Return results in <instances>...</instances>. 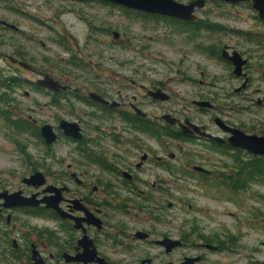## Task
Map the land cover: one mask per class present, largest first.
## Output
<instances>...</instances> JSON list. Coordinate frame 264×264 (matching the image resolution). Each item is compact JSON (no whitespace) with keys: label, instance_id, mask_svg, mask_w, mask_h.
<instances>
[{"label":"rangeland","instance_id":"obj_1","mask_svg":"<svg viewBox=\"0 0 264 264\" xmlns=\"http://www.w3.org/2000/svg\"><path fill=\"white\" fill-rule=\"evenodd\" d=\"M196 14L202 24L189 29L169 21V17L154 21L100 1L0 0V20L17 28L3 29L0 25V77L19 78L17 85L0 84V93L8 98V103L0 101V108L18 110L27 121L35 119L37 125L55 123L56 118L73 121L74 108L78 109L73 98L65 97L59 106L53 104L47 89L36 88L38 76L48 74L71 87L105 81L114 93L120 89L131 93V87L139 84H131V80L140 79L161 84L170 94L169 100L149 106L151 113L160 108L187 110L212 128V119L220 116L251 129L253 134L264 135V19H259L246 2L207 0ZM113 31L119 34L116 40ZM224 46L246 59L241 76L234 75L232 64L217 56ZM7 56L32 65L36 73L10 62ZM193 100L213 104L212 109H205L207 117ZM157 132L154 137L146 132L136 134L143 142L140 147L131 142L134 134H124L129 142L112 149L109 144L106 151L138 156L150 148L155 155L173 154L177 173L171 178L173 202L184 209L187 204L194 207V213L177 211L178 219L194 215L209 233L234 237L240 264H264V173L253 174L249 190L229 186L238 181L232 175L237 166L261 159L237 153L235 160L217 151L212 158L203 145L176 143ZM19 146L33 162L50 165L51 170L66 169L76 158L72 141L63 137L46 155L35 136L14 131L0 116V170L20 167L24 154ZM195 164L205 165L215 175L204 179L182 176ZM220 173L231 184L226 186L227 180H223L221 185Z\"/></svg>","mask_w":264,"mask_h":264},{"label":"flooded vegetation","instance_id":"obj_2","mask_svg":"<svg viewBox=\"0 0 264 264\" xmlns=\"http://www.w3.org/2000/svg\"><path fill=\"white\" fill-rule=\"evenodd\" d=\"M90 1L119 5L103 0ZM176 1L189 4L196 0ZM214 1L227 4L246 2L257 14L251 1ZM206 3L207 0H204V5ZM202 7H195L194 13ZM127 9L142 18L152 17L154 21L168 18ZM169 18L189 29L202 24L201 18L196 23ZM9 24L0 20L3 29H17ZM118 38L119 34L117 38L114 37L115 40ZM224 47L227 55L235 51H228V46ZM222 49L217 56L232 64L222 57ZM32 73H36L35 68ZM56 80L67 88L58 91L45 88L49 91L47 94L57 106L65 97L73 98L78 109L76 112L74 108L76 118L72 122L78 125L79 137L72 138L63 133L60 128L63 118H56L55 123L43 122L41 125H37L35 119H30L32 122L28 120L29 123H20L28 121L18 110L0 108V116L14 131L32 135L33 131L36 132L33 136L45 147V153L62 141L63 137L73 142L76 153L72 164L56 171L45 163L33 162L30 155L19 146L18 150L24 154L20 167L0 170V264H240V258L235 253L234 237L220 235L218 232L209 233L194 215L187 218L185 214L186 217L178 219L177 211L194 213V207L187 204V209H184V205L173 202L175 199L172 191L175 185L171 178L177 176L173 154L155 155L150 148L138 156L132 152L118 154L106 150L109 144L112 149L129 142L124 134H134L131 142L135 147H140L143 142L136 134L163 131L165 138L170 141L184 145H203L208 148L209 157L214 158L213 151H217L238 160L237 153L248 152L228 143L230 128H237L246 134H253L252 130L220 116L216 117L225 126L217 125L214 117L212 128L197 117L190 116L187 110L160 108L157 113H151L149 106L161 100L149 92H168L165 86L158 83L132 79L131 84H139L135 88L131 87V93L124 89L114 93L105 81L91 82L93 86L89 87H71L66 82ZM90 93L99 95L103 101L92 98ZM1 94L7 97L5 93ZM167 94L169 100L170 94ZM258 103H262V100ZM195 106L203 113L202 116H208L207 108ZM212 108L213 104L209 109ZM164 114H170L178 121L168 124L161 118ZM185 121V132H182L178 123ZM45 123L50 124L56 134V140L51 144H47L40 133ZM167 132L171 135L168 136ZM155 135L152 134L153 137ZM252 157L264 158L257 155ZM204 160L207 161V158ZM189 167L191 172H185L182 176L204 179L215 175L203 164ZM36 173L41 177L34 182L27 181ZM232 173L238 181L231 184L220 173V184L223 185V180H227L225 185L231 184L229 186L233 189L236 187L244 191L251 188L254 176ZM261 243L264 246V241Z\"/></svg>","mask_w":264,"mask_h":264},{"label":"water","instance_id":"obj_3","mask_svg":"<svg viewBox=\"0 0 264 264\" xmlns=\"http://www.w3.org/2000/svg\"><path fill=\"white\" fill-rule=\"evenodd\" d=\"M106 2H112L119 4L121 6L144 11L152 14H159L162 16H169L179 20H184L187 22H198L200 17H198L194 13L195 7H202L204 5V0H196L189 4H184L178 2L176 0H103ZM228 3H237L240 1H251L253 8L257 11L259 19H264V0H219ZM10 25V24H9ZM13 28H16L14 25H10ZM118 33L114 32V37L117 38ZM222 57L228 61H230L233 65V74L236 76L242 75V66L245 64V59H243L240 54L234 51L231 55L226 54V47L222 49ZM9 61L12 63H16L19 66L23 67L26 70L34 71V68L13 56L8 57ZM35 84L39 87H44L50 89L51 91H58L60 89L65 90L67 88L66 85L61 84L56 79L52 78L48 74H44L38 77L35 80ZM244 86V84H243ZM149 94L161 101H166L168 99V94L162 90H156L153 92H149ZM90 96L96 100L103 101V99L95 94L90 93ZM195 105L199 107L210 108L212 103L207 100H195L193 102ZM161 118L168 124H175L178 120L172 117L170 114H164ZM214 122L219 126H225V123L219 118L216 117ZM186 121L184 123L179 122L178 125L181 127L182 132H185ZM191 126L195 129L197 127L195 125ZM60 128L66 136H70L72 138L79 137L78 134V125L76 122L68 121L66 119H62L60 121ZM227 128V127H226ZM231 136L228 138V143L236 148H241L248 152L251 155L264 156V135L258 134H246L243 131L237 128H230ZM40 133L42 138L47 144H51L56 140V134L54 133L50 124L45 123L40 128ZM215 140H220L219 137H214ZM172 156V154H171ZM41 177L39 173L32 175L27 181L34 182L35 179ZM42 183V182H41ZM40 184V183H39Z\"/></svg>","mask_w":264,"mask_h":264},{"label":"trees","instance_id":"obj_4","mask_svg":"<svg viewBox=\"0 0 264 264\" xmlns=\"http://www.w3.org/2000/svg\"><path fill=\"white\" fill-rule=\"evenodd\" d=\"M169 20V19H168ZM169 21H172L175 24H180L178 21L174 20V19H170ZM199 25H195L194 27H198ZM19 78H17L16 76H11L9 78H2L0 77V84L4 85L6 87H10L13 84L17 85L19 83ZM36 88H40L38 86H36ZM0 97L2 98V101H8V98L5 97L3 94L0 95ZM18 122V121H17ZM19 123V122H18ZM20 123H29L26 121H20ZM163 132V131H162ZM146 133H151V134H156L158 132H150V131H146ZM164 133V132H163ZM37 133L33 131V135H36ZM167 135L170 136L171 134L167 132ZM261 161H256L254 160L251 163H245L237 166V172L238 173H245V174H251L252 176H254L253 174H260V173H264V159L260 158ZM238 162V161H237ZM236 188V187H235ZM240 188V186H239Z\"/></svg>","mask_w":264,"mask_h":264}]
</instances>
